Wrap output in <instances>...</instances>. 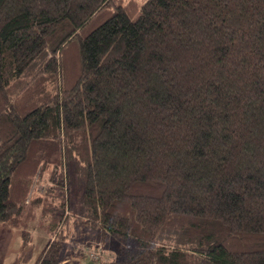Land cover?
Here are the masks:
<instances>
[{"label":"trees","instance_id":"16d2710c","mask_svg":"<svg viewBox=\"0 0 264 264\" xmlns=\"http://www.w3.org/2000/svg\"><path fill=\"white\" fill-rule=\"evenodd\" d=\"M75 185L115 264H264V0H0V223L40 210L35 264Z\"/></svg>","mask_w":264,"mask_h":264},{"label":"rangeland","instance_id":"374dc122","mask_svg":"<svg viewBox=\"0 0 264 264\" xmlns=\"http://www.w3.org/2000/svg\"><path fill=\"white\" fill-rule=\"evenodd\" d=\"M43 185L35 177L32 181L28 197L33 192L43 191ZM82 189L80 185L68 190V209L65 216L68 222L63 231L67 238L63 241V260L60 264H115L120 259L119 241L111 235L103 234L98 228H91L81 223H74L73 215H78L82 209ZM40 210H36L33 220L23 225L0 223V254L3 264L21 263L35 264L40 252L49 242L50 234L40 226ZM164 241L178 246L187 245L181 237L172 239L164 236ZM129 252L135 248L132 238L126 242Z\"/></svg>","mask_w":264,"mask_h":264}]
</instances>
